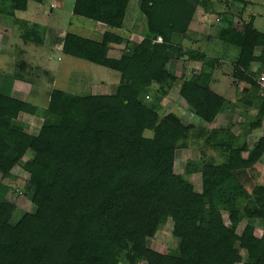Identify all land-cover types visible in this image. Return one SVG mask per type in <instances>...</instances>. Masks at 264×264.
Instances as JSON below:
<instances>
[{"label":"trees","instance_id":"1","mask_svg":"<svg viewBox=\"0 0 264 264\" xmlns=\"http://www.w3.org/2000/svg\"><path fill=\"white\" fill-rule=\"evenodd\" d=\"M12 3L16 11L28 10V0ZM130 3L75 0L72 10L74 17L95 26L123 29ZM234 3L244 10L250 0ZM212 5L211 0H140L146 29L135 31L143 41L128 42L120 58L109 56L110 44L123 42L119 36L107 34L99 42L68 32L58 39L65 55L121 73L109 95L66 98V93L55 91L57 103L66 104L57 107L54 102L45 108L0 93V174L13 178V170L33 151L26 165L25 195L35 205L34 212L15 221L17 205L5 198L10 189L0 182V264H264V184L249 190L242 181L264 158V99L255 70L264 63L256 52H264V32L256 28L254 16L234 27L223 25L216 33L240 50L232 70L238 90L242 87L238 101L256 109L244 122V132L198 130L175 113L159 114L158 101L170 95L180 78V96L206 123L237 113V104L213 89L220 60L188 45L196 14H209ZM45 38L46 29L36 44L42 45ZM186 58L213 68L180 78L169 71L170 62ZM32 71L51 78L52 71L26 60L18 62L12 78L31 84ZM23 115L43 120L37 134L22 125ZM196 130L197 139L224 155L220 164L206 159L187 162L188 175L209 176L203 192L176 174L177 151L188 146ZM257 130L263 134L251 146L248 138ZM245 220L249 223L239 233ZM169 222L178 246L158 252L153 242Z\"/></svg>","mask_w":264,"mask_h":264},{"label":"rangeland","instance_id":"2","mask_svg":"<svg viewBox=\"0 0 264 264\" xmlns=\"http://www.w3.org/2000/svg\"><path fill=\"white\" fill-rule=\"evenodd\" d=\"M211 1L213 5L212 11L209 14L203 15L201 12L196 14L188 45L198 52H206L209 56L220 60L219 67L215 68V83L213 84V89L225 97L229 103H236L237 113L228 115L222 114L215 123L209 124L188 108L186 102L179 93L182 81L180 77L182 75L190 77L196 71H210L213 68V65L192 61L189 60V58L179 61L174 60L170 63L168 68L174 75L180 78V81L167 98L156 101H158L162 107L159 111L161 116L175 113L183 120L185 125H194L198 130L231 128L232 131L238 135L244 132V128L242 127L244 122L248 117L256 114V109L247 107V105L238 101L241 97L240 91L242 87L238 90L237 81L232 77V70L240 50L223 43L216 37V33L218 32V28L223 25L234 27L240 25L244 21H249L252 16L255 17L256 28L264 32V0H250V5L244 9L245 11L242 5L234 3V0ZM28 2V12L21 14H23L24 17L32 19L36 25H38L34 27L35 31L32 32V37L37 38V40L35 41L33 39L34 41L32 42L36 43L38 41L45 24H49L51 28L56 29V31L60 29L61 33L65 32V34H67V32H71L84 37H91V32L93 28H95V25L92 21L74 17L72 9L75 0H43V4H40L38 0H28ZM51 5L54 8H51ZM139 5L140 0H131L125 19V27L128 30L133 28H137L138 31L139 29H146V21L141 18L142 15ZM229 5H231L230 10H228ZM1 6L4 10H9L8 7L11 6L13 10L12 0H2ZM53 11L56 14L60 12V14H54L53 17H50L49 14ZM8 21L9 20H7V22ZM1 25L0 22V31L2 30L3 32L4 28H1ZM39 28H41V31ZM22 31L23 30H19L20 33L16 32L15 35L21 38V33L23 34ZM3 37V34L0 33V38L3 39ZM8 43L7 46H0V93L2 94L20 97L21 99L45 108L50 107L51 104L55 102V105L58 107L66 103H57L58 99L56 100L57 95H55V91L61 94L66 93V98H70L72 95L95 93L98 91L97 84L105 82L106 84L103 83L105 84L103 86L104 92L102 91L101 93H113L121 81V73L84 60L67 57L60 51V47L54 46V44L52 46L54 49L53 51H48V49H46L41 53V48L38 49V47L35 46L29 48L31 43H27L26 46L24 42H20L19 39L8 40ZM26 49L29 54L27 55L24 53V55H22V52H25ZM260 51L261 49H257V55H259ZM44 55L46 57H44ZM20 60H26L34 66L52 69L53 71L50 74L51 78L34 74V71H32L31 74H34L35 77H30L35 78L36 81L32 79L33 83L31 84L18 82L20 85H16L17 82H15V80L13 82V80L9 79H13L11 78L12 75L18 71V62ZM127 84L131 87L134 86L130 81H127ZM21 123L27 126L28 132L37 134L42 126L43 120L39 117L23 115L21 117ZM15 126L20 127L17 123ZM196 132L197 130L190 134L188 146L177 151L176 174L181 175L184 179L193 183L196 191L203 192L206 186L205 181H209V176H205L203 172L188 175L186 171L187 162L191 160L202 162L206 159L213 160L215 163L220 164L224 161V159H222L224 155L222 156V151L216 152L208 148L204 144L202 138L197 139ZM262 134L263 130H257L249 136L248 141L251 146L258 141ZM145 135L147 137H152L150 132H146ZM33 156V151H30L22 162L13 170V178L4 179L0 174V182L10 189L5 198L13 201L17 205V211L14 216L15 221L20 220L26 213L35 211V205L25 195V187L29 180L26 165ZM242 181L249 190L253 188L255 184H264V158L255 169L248 171L246 175L243 176ZM230 197L231 195L227 194L225 198L230 199ZM3 198L4 197L0 198V200ZM224 219L227 224L230 223L228 212L226 211H224ZM248 223V220L243 221L238 232L242 233ZM254 223H257L258 227L256 234L261 237L263 235V229L259 221ZM172 230L173 223L169 222V224L158 233L152 248L158 252H163L166 247L169 249L177 248L178 239L173 237ZM243 254L246 255L245 252Z\"/></svg>","mask_w":264,"mask_h":264},{"label":"crops","instance_id":"3","mask_svg":"<svg viewBox=\"0 0 264 264\" xmlns=\"http://www.w3.org/2000/svg\"><path fill=\"white\" fill-rule=\"evenodd\" d=\"M8 8H9V10L2 9V6L0 8V22L2 24L1 28H4L3 32H2V30L0 31V33L3 34V36H4L3 39L0 38V46H7L9 44L8 40H11V39H19V41L24 42V45H26V46H27L26 43H31L34 40L36 41L37 38L32 37V32L35 31L34 27H37L38 25H36V23L32 19L24 17V15L21 14V13H27L28 10L27 11H16V10H14V8L12 10L11 6ZM51 8H54V7H52V5H51ZM43 14L45 15L44 12H43ZM54 14H56V13H54ZM54 14L52 15V17L54 16ZM59 14H60V12L57 13L56 15H59ZM7 20H9V21L7 22ZM97 26H99V27H97ZM41 27H43V26H41ZM40 29L41 28H39V30ZM45 29H46V38H45L44 43L42 45H38V44L32 42L34 44L31 43V45H29V48L31 46L38 47V49L41 48L42 49L41 53H42L46 49H48V51H53L54 49L52 48V46L54 44V46H59L60 51L63 53V45L61 43H58V39L65 38L67 34H65V32L61 33L60 29L58 31H56V29L51 28V26L49 24H45V27H43L42 30H45ZM133 29L128 30L125 27V23H124L123 29H117V28L105 25L103 23H98V24H96L95 28H93V30L91 32V37H89V38L96 40V41H99V42H102V41H104L107 34H109L110 37H113V36L121 37L123 39V42L121 44H119L117 42H112L110 44V50H109V56L110 57L120 58L121 55L123 54V51H125V49L128 48V46H127L128 42L131 41L132 42L131 44H133V42L141 43L143 41V37L138 32H136L135 29L134 30ZM19 30H23L22 31L23 34L21 33V38L19 36L15 35L16 32L20 33ZM25 51H26L25 53L28 55L29 54L28 50L26 49ZM65 56H67V55H65ZM44 57H46V56L44 55ZM67 57H69V56H67ZM70 58H73V57H70ZM50 61H51V58H50ZM170 63L168 65V67L170 66ZM42 68L44 70L53 71L52 69H49L48 67L47 68L42 67ZM169 71H170V69H169ZM9 80H13V82H14V79H9ZM15 82H17L16 85H20L18 82L23 83L22 81H17V80H15ZM3 83H4V80H3ZM103 83H105V82H102V84H100V83L97 84L98 85V87H97L98 91L95 93H92V94H95V95H109V94H111V93H106V94L101 93L102 91L104 92L103 86L106 84V83L105 84H103ZM132 84L134 86H137V84H134V82H132Z\"/></svg>","mask_w":264,"mask_h":264},{"label":"built area","instance_id":"4","mask_svg":"<svg viewBox=\"0 0 264 264\" xmlns=\"http://www.w3.org/2000/svg\"><path fill=\"white\" fill-rule=\"evenodd\" d=\"M157 42H162V38H159ZM259 56L264 57V52L261 50ZM255 70H259V74L256 78L257 86L259 87V95L264 99V63L255 65Z\"/></svg>","mask_w":264,"mask_h":264},{"label":"clouds","instance_id":"5","mask_svg":"<svg viewBox=\"0 0 264 264\" xmlns=\"http://www.w3.org/2000/svg\"><path fill=\"white\" fill-rule=\"evenodd\" d=\"M162 41H163V39H162ZM160 43H162V42H160Z\"/></svg>","mask_w":264,"mask_h":264}]
</instances>
